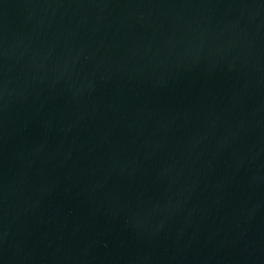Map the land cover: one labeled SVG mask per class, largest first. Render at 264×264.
I'll return each mask as SVG.
<instances>
[{"label": "water", "instance_id": "95a60500", "mask_svg": "<svg viewBox=\"0 0 264 264\" xmlns=\"http://www.w3.org/2000/svg\"><path fill=\"white\" fill-rule=\"evenodd\" d=\"M0 264H264V0H0Z\"/></svg>", "mask_w": 264, "mask_h": 264}]
</instances>
